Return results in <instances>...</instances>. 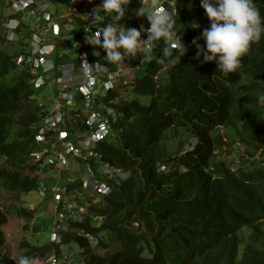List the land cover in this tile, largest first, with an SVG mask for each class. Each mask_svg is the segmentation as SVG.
Listing matches in <instances>:
<instances>
[{
	"label": "trees",
	"instance_id": "trees-1",
	"mask_svg": "<svg viewBox=\"0 0 264 264\" xmlns=\"http://www.w3.org/2000/svg\"><path fill=\"white\" fill-rule=\"evenodd\" d=\"M181 2L185 9L175 20L178 31L185 32L187 51L178 63H156L164 47L157 42L131 83L133 96L121 106L118 137L99 144L104 159L131 175L95 208L117 247L107 251L102 242L103 254L86 247V264H264V33L250 43L236 70L225 75L215 61L195 57L191 41L209 25L199 0ZM253 3L264 17V0ZM0 4L1 21L5 0ZM197 42L203 46V39ZM12 49L0 27V156L5 164H0V188L27 193L38 175L27 162L38 112L30 99L33 75L14 63L18 51ZM140 59V54L131 56L128 64ZM223 147L238 148L236 165L218 157ZM162 164L167 168L160 169ZM17 213L31 218L34 210L23 206ZM132 220L138 226L127 228ZM6 221L0 208V225ZM79 226L97 230L87 221ZM242 229L248 230L245 239ZM77 240L86 245L84 238ZM22 244L28 246L26 257H43L51 248L48 242ZM0 260L15 264L6 254Z\"/></svg>",
	"mask_w": 264,
	"mask_h": 264
},
{
	"label": "built area",
	"instance_id": "built-area-1",
	"mask_svg": "<svg viewBox=\"0 0 264 264\" xmlns=\"http://www.w3.org/2000/svg\"><path fill=\"white\" fill-rule=\"evenodd\" d=\"M51 1L6 0L4 9L8 6L12 15L9 16L6 11L0 27L5 39L11 42L22 43L26 32H31L25 38V47L13 56V61L33 75L30 99L36 103L38 117L34 123L35 144L27 162L36 166L37 194L54 205L51 210L53 226L47 241L51 248L39 264H86L82 258L86 247L92 250L99 247L106 242L109 232L103 225L104 215L95 208L103 196L111 193L115 184H120L131 175L130 170L104 159L98 149L103 140L118 137V129L121 128L118 124L124 120L121 106L130 97L122 95L123 88L118 87L120 74L124 67L137 68L156 47L147 54H140V62L130 66V54L125 53L122 63L109 62L103 57L105 53L99 45L93 46L85 41L86 28L90 32L95 31L103 23L112 22L120 27L127 21L130 25L125 28L148 27L146 17L135 15L134 10L140 6L139 0H130L125 18L113 20L111 13H100L104 16L103 21H93L88 15L100 0H73L81 4L80 7L66 6L61 21L59 14L51 8ZM163 3L175 16L184 12L181 0H163ZM73 15L81 20L76 22ZM26 17L31 20L25 21ZM64 26L67 33H63ZM177 35L183 42L185 32L177 31ZM141 38H146L143 31ZM72 49L74 53L69 56ZM85 61L98 66L86 71L82 65ZM44 86H49L51 92L43 97V101H38L34 91ZM73 160L82 163L83 167V173H80L79 167L74 169L79 173L77 179H65L61 185L44 182L40 175L43 168L49 165L62 174ZM262 163L264 165V161ZM166 168L160 165V169ZM86 221L97 230L79 226ZM126 226L136 227L138 221L132 220ZM77 237L84 238L86 245L80 244ZM68 244L78 245L79 251ZM4 254V250L0 251V259Z\"/></svg>",
	"mask_w": 264,
	"mask_h": 264
},
{
	"label": "clouds",
	"instance_id": "clouds-1",
	"mask_svg": "<svg viewBox=\"0 0 264 264\" xmlns=\"http://www.w3.org/2000/svg\"><path fill=\"white\" fill-rule=\"evenodd\" d=\"M129 2L100 0L88 15L92 16L93 21H103L104 16L100 13H111L113 20H120ZM139 3L140 6L134 10L135 15L146 17L148 27L125 28L124 25L117 27L112 22L103 23L95 31L90 32L86 28V43L99 45L104 50L105 60L122 63L125 53L131 56L147 54L162 40L164 47L161 48V55L154 57L156 63H178L187 49L177 35L175 14L164 6L163 0H139ZM199 4L204 9L209 25L201 30L199 38L193 37L191 41L197 49L195 57L202 56L201 62L215 61L217 69L227 75L240 65V57L247 52L250 43L264 33V17L253 0H199ZM192 26L199 25L193 23ZM141 31L146 33V38H141ZM198 39H203V46L197 42ZM82 65L86 71L98 66L86 61ZM260 100L264 101V93L260 95ZM18 264H30V259L20 256Z\"/></svg>",
	"mask_w": 264,
	"mask_h": 264
},
{
	"label": "rangeland",
	"instance_id": "rangeland-1",
	"mask_svg": "<svg viewBox=\"0 0 264 264\" xmlns=\"http://www.w3.org/2000/svg\"><path fill=\"white\" fill-rule=\"evenodd\" d=\"M182 1V0H181ZM6 2V0H5ZM67 5L65 4V0H52L51 1V8L53 10H66ZM7 14L10 13L9 8H6ZM59 12V21L64 16V12ZM0 13H1V4H0ZM31 20L30 17H26L25 21L29 22ZM67 27L64 26L63 33H67ZM2 30V28H1ZM69 32V31H68ZM3 33V31H2ZM6 34V33H5ZM31 34L30 31L26 32L24 36V41L22 43L19 42H11L10 40L7 41L11 43L14 50L19 51L25 47V38H28ZM4 36V35H3ZM5 38V36H4ZM74 39L75 37L72 36ZM74 53L72 49L70 51L69 56ZM151 55H147L143 62L137 68H125L120 74L119 88H123L121 90L122 95L126 97H132L133 92L131 91V83L135 81L141 75L142 69L144 68L145 64L149 60ZM73 59V58H72ZM123 80L127 82L123 83ZM54 84V79L52 80ZM35 94H37V100L43 101V97L50 94L51 89L49 86H44L39 89H35ZM145 101L148 100V97L144 98ZM223 131V130H221ZM195 139L192 138V141ZM240 151L244 150V146L238 147ZM238 148H225L220 154V158H224L226 161H229L233 166L237 164L238 158L235 155H238ZM230 149V150H229ZM260 155L257 156V158ZM264 156V153H263ZM4 158L0 156V164L3 163ZM78 161V159H77ZM5 166V164L3 165ZM79 167L80 173H83L82 163H77L76 161H72L71 165L60 174L57 169L54 167H50L47 165L45 168L41 170V176L45 183L47 184H58L61 185L65 179L70 178H78L79 173L76 172L74 169ZM55 179L50 181L49 178ZM26 206L28 208H32L34 210L33 217L27 218L25 216H20L17 213V209L20 207ZM53 203L50 200L45 198L39 197L36 190H31L27 193H16L14 191L7 190L5 188H0V208L6 211L7 214V221L0 225V251H5L8 254L9 258H12L15 261V264H18V258L20 256H25V252L28 249V246L23 245L22 242L27 243L31 242L32 244H43L48 241V234L50 228L53 226L52 219H51V210L53 207ZM248 230L242 229L241 231V238H246ZM105 240V238H104ZM246 240L240 242L239 246V254H241L243 246ZM106 243L108 244L107 251L112 250L113 248L117 247V243L115 242L113 234L109 231L106 237ZM70 245L75 251H79V246L76 244H68ZM105 251L100 245L94 249V252L103 254ZM45 255V254H44ZM44 257V256H43ZM43 257H28L30 259V264H39ZM84 260H87L88 256L85 255L82 257ZM1 264V260H0Z\"/></svg>",
	"mask_w": 264,
	"mask_h": 264
},
{
	"label": "crops",
	"instance_id": "crops-1",
	"mask_svg": "<svg viewBox=\"0 0 264 264\" xmlns=\"http://www.w3.org/2000/svg\"><path fill=\"white\" fill-rule=\"evenodd\" d=\"M56 11V14H58V11L60 12V11H63V10H55ZM64 12V11H63ZM124 18H125V16H123ZM121 19H123V18H121ZM128 22L126 21V22H124V26H128V25H126ZM55 53L56 52H54V53H52L51 55H52V57H54L55 56ZM32 101L34 102V104H35V106H36V103H35V101L32 99Z\"/></svg>",
	"mask_w": 264,
	"mask_h": 264
}]
</instances>
